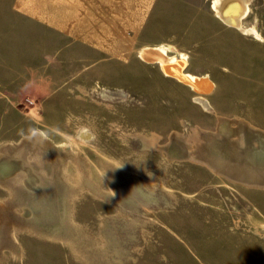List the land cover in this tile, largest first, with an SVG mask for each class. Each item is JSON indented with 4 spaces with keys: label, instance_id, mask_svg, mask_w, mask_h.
<instances>
[{
    "label": "rangeland",
    "instance_id": "374dc122",
    "mask_svg": "<svg viewBox=\"0 0 264 264\" xmlns=\"http://www.w3.org/2000/svg\"><path fill=\"white\" fill-rule=\"evenodd\" d=\"M192 1L195 33L213 47L155 48L184 56L183 71L209 79L208 91L138 48L87 60L84 72H14L5 94L0 85V167L12 174L0 177V264H264V197L197 146L236 119L264 131V0H234L237 15L246 9L238 27L213 0ZM228 134L211 142H229L219 150L236 171L247 151Z\"/></svg>",
    "mask_w": 264,
    "mask_h": 264
},
{
    "label": "crops",
    "instance_id": "0c3cea01",
    "mask_svg": "<svg viewBox=\"0 0 264 264\" xmlns=\"http://www.w3.org/2000/svg\"><path fill=\"white\" fill-rule=\"evenodd\" d=\"M196 11L192 0H0V71L5 74L0 75V85L5 94L7 86H16L6 81L14 72H84L87 60L132 54L134 48L172 46L184 53L182 49L196 46L199 53H208L214 39L195 33ZM220 41L228 46L229 35ZM218 118L219 123L228 121ZM236 121V128L224 122L207 134L212 140L208 137L197 146L207 152L203 160L216 172L243 185L245 193L264 197V131L243 118ZM227 131L230 143L238 138V149L247 151L238 153L241 168L236 171L211 142L221 139L216 133ZM257 204L264 216L263 203Z\"/></svg>",
    "mask_w": 264,
    "mask_h": 264
},
{
    "label": "bare ground",
    "instance_id": "6f19581e",
    "mask_svg": "<svg viewBox=\"0 0 264 264\" xmlns=\"http://www.w3.org/2000/svg\"><path fill=\"white\" fill-rule=\"evenodd\" d=\"M212 5L215 8L217 15L220 17L223 23L237 27L239 26V16L244 14L246 11V9L244 8L243 11L240 13V15H237L236 12L239 6L238 3L234 0H213ZM140 56L142 57V59L147 61H156L160 65L161 70L164 71L165 74L173 75L177 77L182 82L188 84L196 92L208 91L213 84L206 77H202V78L194 77L189 75L188 73H185L183 71V67L186 64L184 56L176 57L173 55L168 57L162 51H160L159 48H155V47L144 48L140 50ZM201 134L204 135V131ZM41 136H43V134ZM46 139L48 138L46 137ZM217 144L220 149L227 150V152L231 151V147L228 141L226 142L219 141V143ZM13 164L14 163L11 162V165ZM5 176L6 177L12 176V174L7 172V168L6 171L5 170L3 171L1 170L0 167V177L3 178Z\"/></svg>",
    "mask_w": 264,
    "mask_h": 264
},
{
    "label": "clouds",
    "instance_id": "9594fccd",
    "mask_svg": "<svg viewBox=\"0 0 264 264\" xmlns=\"http://www.w3.org/2000/svg\"><path fill=\"white\" fill-rule=\"evenodd\" d=\"M33 135H35V132L33 131Z\"/></svg>",
    "mask_w": 264,
    "mask_h": 264
}]
</instances>
